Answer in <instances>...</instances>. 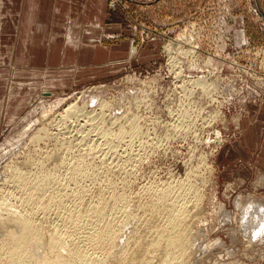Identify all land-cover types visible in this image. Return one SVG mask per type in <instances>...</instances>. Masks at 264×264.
Instances as JSON below:
<instances>
[{
	"label": "rangeland",
	"instance_id": "374dc122",
	"mask_svg": "<svg viewBox=\"0 0 264 264\" xmlns=\"http://www.w3.org/2000/svg\"><path fill=\"white\" fill-rule=\"evenodd\" d=\"M263 1L94 0L78 25L100 27L83 43L102 58L0 61V218L79 245L100 223H74L78 205L112 199L101 223L126 234L165 193L196 231L187 264H264ZM43 173L48 211L23 184ZM83 241L95 264L116 260Z\"/></svg>",
	"mask_w": 264,
	"mask_h": 264
},
{
	"label": "bare ground",
	"instance_id": "6f19581e",
	"mask_svg": "<svg viewBox=\"0 0 264 264\" xmlns=\"http://www.w3.org/2000/svg\"><path fill=\"white\" fill-rule=\"evenodd\" d=\"M72 107H74V105H70L69 110H73ZM23 179H21L23 180V184L25 186L27 185L26 189H29L30 192H28V194H30V202L32 203V200H36V207L41 206L44 211H48L47 209L51 207V202H55V199L53 200L52 197L48 198L52 199V201L49 202L48 200L47 202H44L42 200V198H44V195L46 194L45 190L47 189V186H49V176L47 174L44 175L43 173L42 178L36 179L35 177L36 180H32V178H30L28 175H26V178L23 177ZM46 195L48 196V193ZM165 195L167 194H158V200H156L155 202L152 200L154 202V205H152L153 207L150 210L151 215H148L149 218H146L145 213H141L142 215H145V220H147L143 221L147 222L144 229H141L142 225L141 227H139L140 224H136V226L129 232L126 231V234L124 232L121 233L119 231L120 228H113L112 225H102L101 221L107 217V215L111 210H113L115 206V202L112 199V201H107L104 200L105 197L103 198V201L99 200L94 205H90L88 203L78 205V209L75 212L77 213V216L72 220H74V223L76 222L75 219L79 222L78 219L81 220L82 217L87 221H98L100 223L98 227H93V230H89L88 228V233L84 234V237H86V239L84 238L82 239V241L85 240L86 244V240L87 242L88 240H91L89 241V243L92 247L105 251L103 252L104 254L107 252V254L111 258H114V260L116 258L115 261L111 259L110 261L112 262H107L109 264H172L176 259V264H181V261H183L182 264L184 262L187 264V262L184 260H186V258L191 259V257L189 258V254L194 249L196 231L191 224L192 222L188 221V214L175 211L172 207V204L174 203L168 201ZM147 205H149V201ZM261 207L264 210V206ZM8 208L9 210L7 212L9 213L11 208L7 206V208L5 209L7 210ZM141 209L143 210L142 207ZM15 211L16 210L12 208L10 212L14 213L10 215L8 214L9 217L7 216V218L6 216L4 219L0 218V231L3 232V236L0 238V264H95V257L85 252L84 249H87L84 248L85 245L84 247H81L84 241L82 242L78 240L79 245H77L76 242V244L72 242L73 240H77V238H75L76 236L74 237L75 239L70 238L73 236L64 237V235H61V233H55L56 231H59L57 228V230L55 229L56 231L53 230L54 233H52V231H48V233L50 232L52 234L47 236L44 229H41L43 227L41 223H39L38 221H32L29 217L23 216L21 214H16ZM191 217L193 218V216ZM254 217H256V219H259L260 217V222H263L264 220V214L261 215L258 213V211ZM158 220L161 222H159ZM34 223L37 224L36 228H34ZM94 223L96 224L97 222ZM95 224L93 225L92 223L93 226H95ZM18 228L21 229L19 231H15ZM34 230L36 232L37 242L33 239ZM64 238H70V240L72 239V241L68 240L70 243L66 242V239ZM80 242H82L81 245ZM155 251L157 252V256L149 255L151 252ZM150 256H154L155 258H151ZM104 259L102 261H105ZM188 262L191 263L190 260ZM96 263L98 264L97 260ZM221 264H229V262Z\"/></svg>",
	"mask_w": 264,
	"mask_h": 264
},
{
	"label": "crops",
	"instance_id": "0c3cea01",
	"mask_svg": "<svg viewBox=\"0 0 264 264\" xmlns=\"http://www.w3.org/2000/svg\"><path fill=\"white\" fill-rule=\"evenodd\" d=\"M93 1L0 0V55L3 57L0 61L8 63L15 59V64H31L35 68L41 65V61L53 64L55 58H63L62 62L67 58H84V63L89 62L88 58H102L106 49L104 45L83 43L85 39H98L99 35L90 30L96 31L100 27L94 29L92 24H85L86 28L78 25V22L88 21L83 10L89 13ZM98 3L103 11L105 0H98ZM65 4L76 9L70 6L64 10ZM66 15L72 18L57 24V16L64 20ZM74 16L78 20H74ZM3 70L8 71L9 68L4 67Z\"/></svg>",
	"mask_w": 264,
	"mask_h": 264
},
{
	"label": "water",
	"instance_id": "95a60500",
	"mask_svg": "<svg viewBox=\"0 0 264 264\" xmlns=\"http://www.w3.org/2000/svg\"><path fill=\"white\" fill-rule=\"evenodd\" d=\"M259 12L261 13V14H263V16H264V10H263V8H262V6H259Z\"/></svg>",
	"mask_w": 264,
	"mask_h": 264
}]
</instances>
